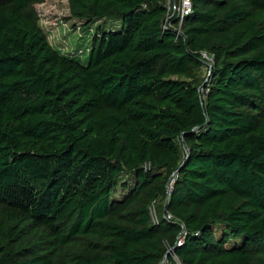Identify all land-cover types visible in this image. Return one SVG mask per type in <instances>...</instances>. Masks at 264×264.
Instances as JSON below:
<instances>
[{"label":"trees","instance_id":"16d2710c","mask_svg":"<svg viewBox=\"0 0 264 264\" xmlns=\"http://www.w3.org/2000/svg\"><path fill=\"white\" fill-rule=\"evenodd\" d=\"M42 1L0 0V264H264V0H68L84 59Z\"/></svg>","mask_w":264,"mask_h":264},{"label":"rangeland","instance_id":"374dc122","mask_svg":"<svg viewBox=\"0 0 264 264\" xmlns=\"http://www.w3.org/2000/svg\"><path fill=\"white\" fill-rule=\"evenodd\" d=\"M38 14V24L46 34L49 43L59 52L74 54L78 52L82 54V59L88 55V50L93 35L99 34L106 28L114 27L117 24L114 20L103 19L95 20L87 27L84 22L73 18L70 14L68 0H43L41 3L33 5ZM208 72V65L203 70L202 75H206ZM126 177H121L119 183L112 197H120L125 192L121 182ZM150 214L154 218H159L161 207L159 203L150 205ZM224 231V228H219L217 235ZM217 231V230H216ZM228 232L227 230H225ZM231 239L226 243L229 246L230 243L238 241L239 238H232V235L228 234ZM164 264H167L165 261Z\"/></svg>","mask_w":264,"mask_h":264},{"label":"built area","instance_id":"2783aa9c","mask_svg":"<svg viewBox=\"0 0 264 264\" xmlns=\"http://www.w3.org/2000/svg\"><path fill=\"white\" fill-rule=\"evenodd\" d=\"M191 0H174L170 6V9H171V13L172 14H176L177 17H180L182 19V17L185 15V14H188L191 12ZM79 55L80 57H82V54L78 53V52H75L74 55ZM201 56L203 59H205V61L207 62L208 64V68L210 66V64L212 63V55H210L209 53H207L206 51H202L201 52ZM171 187V185H170ZM169 187V188H170ZM150 211V209H149ZM163 216L167 219H170L172 218V216L168 213H166L165 211L163 212ZM150 217H151V221L154 222V221H157L159 218H154L153 216H151L150 214ZM182 235H179L177 240H176V244L179 245L181 243V237ZM169 253V252H168ZM166 261V257L163 259L162 263L161 264H164V262Z\"/></svg>","mask_w":264,"mask_h":264}]
</instances>
